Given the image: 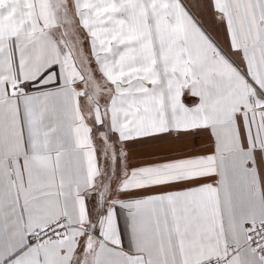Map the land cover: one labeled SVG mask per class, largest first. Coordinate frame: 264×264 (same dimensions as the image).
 Returning <instances> with one entry per match:
<instances>
[{"label":"snow or ice","instance_id":"6c2138e0","mask_svg":"<svg viewBox=\"0 0 264 264\" xmlns=\"http://www.w3.org/2000/svg\"><path fill=\"white\" fill-rule=\"evenodd\" d=\"M0 264H264V0H0Z\"/></svg>","mask_w":264,"mask_h":264}]
</instances>
